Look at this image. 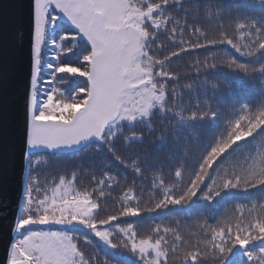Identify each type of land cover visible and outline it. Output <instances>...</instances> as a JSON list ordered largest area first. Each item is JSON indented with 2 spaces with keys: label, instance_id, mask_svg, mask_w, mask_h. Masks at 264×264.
<instances>
[{
  "label": "snow or ice",
  "instance_id": "snow-or-ice-1",
  "mask_svg": "<svg viewBox=\"0 0 264 264\" xmlns=\"http://www.w3.org/2000/svg\"><path fill=\"white\" fill-rule=\"evenodd\" d=\"M9 8H0V189L18 178L21 191L15 205L0 199L3 264H121L125 255L127 264H205L209 255L211 264H229L237 252L244 264H264V203L236 205L239 215L207 222L233 193H264V160L256 170L236 155L264 138V0H236L235 7L218 0H14ZM192 11L203 12L208 25L221 23L210 34L199 15L189 19ZM162 30L171 33L173 50L158 56ZM201 49L223 50V59L216 63L213 53L211 62L205 56L187 66L185 80L197 83L183 88L196 93L193 102L177 91L181 76L172 63ZM218 68L242 73L260 102L233 99L222 109L217 98L231 81L210 78ZM73 81L76 87L64 86ZM157 124L167 125L158 143L172 145L171 166L131 149ZM85 149L98 157L99 178L93 171L77 189L84 174L76 170L60 176L50 194L42 189L34 173L45 156ZM119 167L134 179L121 185ZM114 188H122L116 198ZM145 198L150 203L141 206ZM110 199L119 207L109 208ZM164 209L204 223L186 237L160 224L140 232L122 219ZM92 238L108 258L88 256Z\"/></svg>",
  "mask_w": 264,
  "mask_h": 264
},
{
  "label": "trees",
  "instance_id": "trees-1",
  "mask_svg": "<svg viewBox=\"0 0 264 264\" xmlns=\"http://www.w3.org/2000/svg\"><path fill=\"white\" fill-rule=\"evenodd\" d=\"M218 2L225 7H235L236 0H218ZM195 6L193 5V8ZM181 17V23L183 22V13L178 14ZM199 15L200 20L199 23L208 29L211 34L217 24L221 23V21H215L212 25H208L205 21L203 12L197 13L196 11H192L189 15V19L191 20L194 16ZM226 27H231L232 21L228 13H225V18L222 21ZM59 33L60 30L58 29ZM238 35V34H237ZM172 36L171 33H165L163 30L159 33V37L157 39V44L162 45V52H158V56H162L168 54L172 48ZM230 53H234V50L228 49ZM215 53L216 55V63H221L223 59V50L220 49H212L208 53H205L204 50H196L192 51L187 55L182 54V59L176 60L173 58L172 68L177 71L180 76V84L177 86V91H183L185 98L191 97L193 102H195L196 93H189L184 88L183 85L185 83H197L195 79L185 80V70L189 64H193L197 58L203 59L205 56L209 58L211 62V57ZM78 55V54H77ZM236 56L239 57V54L236 53ZM69 58L72 61H75L76 57L72 54H68ZM243 60L244 58H240ZM194 77V73L191 74ZM216 76L219 79H228L231 81V88H224L222 95H219L217 98L218 105L224 109L225 111L230 110V105L233 99L244 100L250 102L255 105L261 100V92L257 88L256 90H252L248 87V82L244 78L242 73H234L231 72L227 68H218L214 73H210L209 77ZM203 79V77H201ZM78 81H73L71 84L64 85L67 88L71 89L76 87ZM162 127H167V125H156V132L151 135H145L144 142L141 144H133L131 149L133 150V154H137L140 156H159L162 160L165 161L166 165L171 166L174 163L176 158V153L171 144H169L166 148H161L158 143V137L161 132ZM211 131H215L213 127ZM170 139V137H169ZM185 139L181 137V143H184ZM195 141H189V143H194ZM121 151H123V146H120ZM237 160L239 163L243 164L244 158L247 157L249 159V167L252 169L258 170L261 166L262 160H264V138L257 137L255 140H252L251 143L242 145V149L237 154ZM98 160V157L91 149L82 150L79 154L75 155H58V156H45L41 163L38 166V169L34 173L37 177L38 183L42 186V189L48 190L49 194L51 192V188L59 182L60 176H68L70 178V173L72 171L79 170L84 175L80 177V179L73 185L77 189L82 186L89 184V174L91 172H95L97 178H99V174L101 168L97 166L94 161ZM78 165H82V168L77 169ZM119 174V178L121 179V185H123L125 178L128 181L134 179L132 175L127 172L124 168L119 167L114 169ZM136 183L140 187H145L144 184H141V181L136 178ZM122 188H114L112 191V198H116L118 194H120ZM150 202L145 198L141 201V206L147 205ZM255 203L259 205L260 203H264V193H262L259 189H252L248 193H233L225 200L219 201L214 205L215 211L214 213L207 217L208 224L215 226L219 220H222L229 215L235 214L239 215V212H235V206L240 204H246L251 207V205ZM109 208H118L119 203L117 202L115 205L112 204L111 199L108 201ZM171 208V206H170ZM126 219L129 222H134L137 225V229L140 232L147 231L154 227L156 224H160L163 226H171L178 228L183 235L190 236L193 233L199 231V225L204 223L203 217H198L195 215H186L183 212L178 211H170L168 209L157 210L153 213H142L139 218H122ZM193 242L194 239H193ZM83 247V245H82ZM85 252L88 256L96 258L100 261L108 258L107 253L108 249L98 241L96 238H92V246H88L84 248ZM182 255V252H181ZM131 257L121 256L119 260L121 264H127V261L131 260ZM211 255L206 258L205 264H211ZM245 258L237 252L232 255L229 259V264H244ZM169 264H173V259L170 258ZM176 264H179L177 261Z\"/></svg>",
  "mask_w": 264,
  "mask_h": 264
},
{
  "label": "water",
  "instance_id": "water-1",
  "mask_svg": "<svg viewBox=\"0 0 264 264\" xmlns=\"http://www.w3.org/2000/svg\"><path fill=\"white\" fill-rule=\"evenodd\" d=\"M13 2L14 0H0V8L11 10L9 6ZM20 191L21 185L17 178L9 182L6 188L0 189V199H8L11 201L10 206L15 205ZM20 203L22 204L23 201L21 200ZM5 233L6 230L3 227V222L0 221V264H3L6 255L7 236Z\"/></svg>",
  "mask_w": 264,
  "mask_h": 264
}]
</instances>
